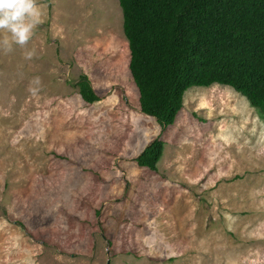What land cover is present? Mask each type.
Returning <instances> with one entry per match:
<instances>
[{
	"label": "rangeland",
	"instance_id": "1",
	"mask_svg": "<svg viewBox=\"0 0 264 264\" xmlns=\"http://www.w3.org/2000/svg\"><path fill=\"white\" fill-rule=\"evenodd\" d=\"M37 3L30 42L0 46V264H264L258 112L190 88L163 130L140 112L118 0ZM157 137V170L138 167Z\"/></svg>",
	"mask_w": 264,
	"mask_h": 264
},
{
	"label": "trees",
	"instance_id": "2",
	"mask_svg": "<svg viewBox=\"0 0 264 264\" xmlns=\"http://www.w3.org/2000/svg\"><path fill=\"white\" fill-rule=\"evenodd\" d=\"M128 69L140 112L164 129L174 124L190 88H231L264 122V0H118ZM86 104L99 101L86 75L73 85ZM164 142L135 158L157 170Z\"/></svg>",
	"mask_w": 264,
	"mask_h": 264
},
{
	"label": "clouds",
	"instance_id": "3",
	"mask_svg": "<svg viewBox=\"0 0 264 264\" xmlns=\"http://www.w3.org/2000/svg\"><path fill=\"white\" fill-rule=\"evenodd\" d=\"M41 15L37 0H0V32L5 34L0 38V46L5 53L12 51L13 44L24 48L30 42ZM33 56L34 50L25 54L26 59ZM35 82L39 83V78Z\"/></svg>",
	"mask_w": 264,
	"mask_h": 264
}]
</instances>
